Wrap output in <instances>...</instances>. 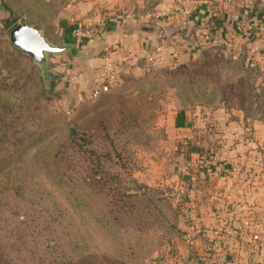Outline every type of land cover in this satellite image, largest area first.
<instances>
[{
    "label": "rangeland",
    "instance_id": "374dc122",
    "mask_svg": "<svg viewBox=\"0 0 264 264\" xmlns=\"http://www.w3.org/2000/svg\"><path fill=\"white\" fill-rule=\"evenodd\" d=\"M72 1L0 0V264H152L174 255L183 212L166 177L172 152L185 148L164 120L195 94L167 80L92 97L61 77L60 54L46 52L39 63L12 44L9 29L20 21L61 44ZM210 54L239 105L263 118L259 70L217 45ZM71 126L91 129V144L115 151L117 161L102 157L96 171L71 142ZM127 185L132 195L120 192ZM131 243L141 246L138 255L128 252Z\"/></svg>",
    "mask_w": 264,
    "mask_h": 264
},
{
    "label": "crops",
    "instance_id": "0c3cea01",
    "mask_svg": "<svg viewBox=\"0 0 264 264\" xmlns=\"http://www.w3.org/2000/svg\"><path fill=\"white\" fill-rule=\"evenodd\" d=\"M186 1L198 3L191 19L178 12L173 0H73L68 3L64 15L66 22L72 24L64 23L59 33L62 40L74 44L75 48L60 54L64 60L60 65L61 77L71 80L77 91L83 92L103 81L100 72L107 66L111 67L114 82L121 72L142 74L145 52L150 49L155 51L158 65L195 59L208 45L192 43L194 34L203 27H208L216 38L236 35L253 54L260 55L264 31L252 38L251 31L237 30L236 24L239 19L250 16L253 8L261 5L264 8V0L255 3L252 0ZM206 21L209 24L203 26ZM89 24L99 27V31H88ZM77 25L82 32L74 36L72 29ZM261 26L258 24L255 29ZM241 61L246 67V59L243 57ZM258 78L264 84L261 69ZM164 121L173 132L171 139L183 142L181 149L185 148L184 152H172L170 175L166 177L172 186L171 193L183 210L179 218L180 232L173 246L188 257V264H235L237 252L260 261L264 256V182L257 174L260 161L257 144L264 140V117H251L240 108H228L216 102L211 106L196 104L190 109H177ZM209 121L215 129L209 126ZM200 154H208L216 162L242 166V174L211 168L201 172L196 165ZM246 217L253 218V223L242 235L237 223ZM191 222L223 224L232 233H225L214 242V234L207 231L195 236L193 250L187 251L182 235L192 232Z\"/></svg>",
    "mask_w": 264,
    "mask_h": 264
},
{
    "label": "trees",
    "instance_id": "16d2710c",
    "mask_svg": "<svg viewBox=\"0 0 264 264\" xmlns=\"http://www.w3.org/2000/svg\"><path fill=\"white\" fill-rule=\"evenodd\" d=\"M259 1L260 0H252V3ZM253 9L254 11L252 12V14L248 16L250 22L255 21L254 24L252 23V27L249 30L251 31V33L249 34L252 38L254 37L253 35H255L256 37L258 36V34L254 32V30L256 25H258V23L260 22L259 19H261V17H263L264 15V8H262V5L259 6L258 9ZM207 24H209L208 21H206L203 26ZM214 47L215 45L208 44L206 47L203 48L202 54L199 57L189 61H179L175 64H156L152 67L144 66V72L140 75H133L132 73L121 72L120 78L115 81V84H113L114 86L111 85L107 90L101 91L98 96L102 94L103 97L105 95H109V93L113 94L114 92H112V90L114 89V91L122 92L121 94H123L124 92H126V88L129 87L138 86L142 88L144 86L147 87L152 83H156L160 86L168 80L169 84L167 85L172 87H179L180 89H182V91L185 92L186 90L192 91L195 94L191 95V99H189V96L187 97V99H180L182 105L179 106L178 111L190 109L196 104L211 106L216 102H222L228 108L237 107L242 109L246 114H248V112H246L245 107L243 105H239V101H237L236 96H234V93H231V91L236 89V87L234 88L231 82L222 81L220 76H218L217 74L218 72L216 70H212V61L210 53ZM259 51L260 54H264V47L260 46ZM14 53H16V51H14L13 54ZM253 68L254 70L260 71V68L257 66H254ZM249 70L252 71V68H250ZM184 101H188L189 103L186 104L184 103ZM89 132L93 133L92 130L89 128L79 129L74 126H71L69 128L70 140L74 144L76 150L82 155L83 160L86 163H92L95 166V170L100 171L99 167L102 163V157L107 160H111L112 162H116L117 160L114 159L113 155L117 153L115 151L113 152V150H99L98 148L94 147L91 144L90 137L88 136ZM210 168L218 170V164L216 161L212 160V157L209 156L206 158V162L203 166L202 171L205 172L206 170H210ZM96 181L99 183L100 179H97ZM98 187L101 188V185ZM127 189L128 185L124 188H121L120 192L125 195H132V193L129 194L126 191ZM99 191L101 192L102 190L100 189ZM163 200L166 201L165 196L160 198L155 197V205H158V201ZM168 203L171 206L169 201ZM174 218H176V216ZM177 220L178 216L176 218V224ZM178 232L179 231L176 230L172 234L176 235ZM140 249L141 246L136 245L135 243H131L128 252L132 251V253L138 255ZM124 252L127 253L126 250Z\"/></svg>",
    "mask_w": 264,
    "mask_h": 264
},
{
    "label": "built area",
    "instance_id": "2783aa9c",
    "mask_svg": "<svg viewBox=\"0 0 264 264\" xmlns=\"http://www.w3.org/2000/svg\"><path fill=\"white\" fill-rule=\"evenodd\" d=\"M176 4V8L179 13L186 16L187 19H191V16L197 11L198 9V3L195 1L188 2L186 0H173ZM153 13V12H152ZM257 20V19H255ZM260 22L258 24L262 25L261 28L255 29L254 32L256 34H261L262 31H264V15L259 19ZM252 23L254 24L255 21L250 22L248 17H243L238 20L236 24L237 30H242L245 32H248L251 29ZM206 28V29H205ZM88 31L91 33L98 32L99 27L92 26L89 24ZM74 36H79L82 32V28L80 25L75 26L72 29ZM198 34H194L192 43L198 45L200 42L205 44H214L220 47V50L222 53L231 61L239 60L241 57H244L246 59V65L250 67L258 66L263 72H264V54L255 55L253 54V51H250L248 48H246V45L242 44L238 40V36L232 35V36H220L216 38L213 36V33L208 27H203L202 29L197 31ZM156 53L153 49L147 50L145 52L144 56V66L146 67H152L156 65ZM101 76L103 77V81H101L98 85L92 87L90 90V96L96 97L98 94L103 91L107 90L113 83H114V74L111 70V67L107 66V68H104L101 70ZM209 126L212 129H215L214 123L209 121ZM257 152L259 153V164H258V178L264 182V140L262 142H259L257 144ZM208 155V154H207ZM206 154H200L196 159V165L198 169L202 172L203 166L206 162V158L209 157ZM218 164V170H225L228 172H234L237 175L242 174V171L244 167L242 166H234L229 164L226 161L217 162ZM225 197L228 198L229 194H225ZM183 211V210H182ZM253 218L246 217L242 218L237 223V229L239 231V234L244 233L248 230V228L252 225ZM191 231H188L182 235L183 242L185 243V249L187 251L193 250L194 247V237L197 235L204 234L205 232L209 231L212 234H214V242H217L218 238H220L223 234L232 233V229H226L223 224L219 225H205V224H199V223H190ZM237 248V245H236ZM175 251H173L174 255H169L167 258H165L164 254L166 252H163L162 254H159L154 257L152 264H188V257H186L185 254L182 252H179L178 249L175 247ZM167 251V249H166ZM168 252V251H167ZM172 257V260H171ZM235 264H264V256L260 261L253 259L251 256H248L243 253H236L234 256Z\"/></svg>",
    "mask_w": 264,
    "mask_h": 264
},
{
    "label": "water",
    "instance_id": "95a60500",
    "mask_svg": "<svg viewBox=\"0 0 264 264\" xmlns=\"http://www.w3.org/2000/svg\"><path fill=\"white\" fill-rule=\"evenodd\" d=\"M9 39L39 63L46 60V52L62 54L75 48L74 44L65 40L61 44L52 43L38 27L26 21L17 22L9 29Z\"/></svg>",
    "mask_w": 264,
    "mask_h": 264
}]
</instances>
